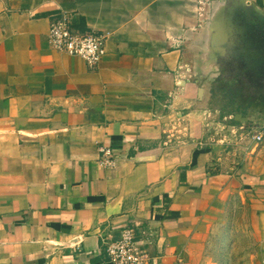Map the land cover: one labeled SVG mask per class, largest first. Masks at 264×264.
<instances>
[{
    "label": "crops",
    "instance_id": "0c3cea01",
    "mask_svg": "<svg viewBox=\"0 0 264 264\" xmlns=\"http://www.w3.org/2000/svg\"><path fill=\"white\" fill-rule=\"evenodd\" d=\"M219 1L0 0V264H109L139 224L157 264H216L236 198L264 264V143L220 87ZM60 13L106 34L97 66L50 47Z\"/></svg>",
    "mask_w": 264,
    "mask_h": 264
},
{
    "label": "flooded vegetation",
    "instance_id": "af4514ba",
    "mask_svg": "<svg viewBox=\"0 0 264 264\" xmlns=\"http://www.w3.org/2000/svg\"><path fill=\"white\" fill-rule=\"evenodd\" d=\"M216 29L213 47L222 71L221 90L240 105H250L256 118L247 123L263 124L264 9L253 0H226Z\"/></svg>",
    "mask_w": 264,
    "mask_h": 264
},
{
    "label": "built area",
    "instance_id": "2783aa9c",
    "mask_svg": "<svg viewBox=\"0 0 264 264\" xmlns=\"http://www.w3.org/2000/svg\"><path fill=\"white\" fill-rule=\"evenodd\" d=\"M48 42L52 49L82 58L87 66L95 67L106 52L107 36L95 29L82 30L71 24L67 13L57 14L48 28ZM248 132L241 139L244 147L250 143H264V123L247 125ZM174 136L170 131L163 140L168 146ZM185 141V140H183ZM98 162L104 167L115 164V149L102 146ZM155 237L151 228L142 225H129L121 230L118 237L104 243L103 254L109 264H157V258L151 253V244Z\"/></svg>",
    "mask_w": 264,
    "mask_h": 264
},
{
    "label": "rangeland",
    "instance_id": "374dc122",
    "mask_svg": "<svg viewBox=\"0 0 264 264\" xmlns=\"http://www.w3.org/2000/svg\"><path fill=\"white\" fill-rule=\"evenodd\" d=\"M264 9V0H253ZM226 221L216 228L213 256L216 264H260L259 243L253 237L239 198L231 203ZM264 246V245H263Z\"/></svg>",
    "mask_w": 264,
    "mask_h": 264
},
{
    "label": "water",
    "instance_id": "95a60500",
    "mask_svg": "<svg viewBox=\"0 0 264 264\" xmlns=\"http://www.w3.org/2000/svg\"><path fill=\"white\" fill-rule=\"evenodd\" d=\"M226 8V0L219 1L215 4L213 10L211 11V15L209 18V22L207 25L208 32H211L213 29L214 21L216 20V17L221 14V12H224ZM215 56V55H214ZM248 132V129H243L242 132H240L241 136H244Z\"/></svg>",
    "mask_w": 264,
    "mask_h": 264
}]
</instances>
